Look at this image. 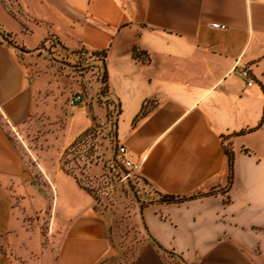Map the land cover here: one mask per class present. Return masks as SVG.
<instances>
[{
	"label": "crops",
	"instance_id": "obj_1",
	"mask_svg": "<svg viewBox=\"0 0 264 264\" xmlns=\"http://www.w3.org/2000/svg\"><path fill=\"white\" fill-rule=\"evenodd\" d=\"M47 43L105 52L107 94ZM110 117L136 175L183 200L110 210L61 168ZM0 264H264V0H0Z\"/></svg>",
	"mask_w": 264,
	"mask_h": 264
},
{
	"label": "rangeland",
	"instance_id": "obj_2",
	"mask_svg": "<svg viewBox=\"0 0 264 264\" xmlns=\"http://www.w3.org/2000/svg\"><path fill=\"white\" fill-rule=\"evenodd\" d=\"M42 48L44 50L41 55L56 64L62 75L78 77L84 93L92 95L98 85L100 89L101 61L97 60L88 50L80 49L67 53L62 48H54L49 43L43 44ZM114 124L113 117L98 122L95 139L98 145L97 151L94 154H87V147L91 142L89 139L80 145V151H72L66 156L68 161L65 164L66 167L71 168L81 184L92 191L97 204L110 208V210L117 207L122 209L128 206L134 207L147 200L160 198L162 193L151 187L149 183H144L137 175L129 177L126 181L120 180L122 168L120 165L116 167L114 162L116 146L113 142ZM19 135L21 137L18 141L23 147L27 141L26 134L21 132ZM92 165H99V167L89 172Z\"/></svg>",
	"mask_w": 264,
	"mask_h": 264
},
{
	"label": "trees",
	"instance_id": "obj_3",
	"mask_svg": "<svg viewBox=\"0 0 264 264\" xmlns=\"http://www.w3.org/2000/svg\"><path fill=\"white\" fill-rule=\"evenodd\" d=\"M75 52V51H74ZM90 54H92L93 56L96 57L97 60L101 61V78L99 80L100 84H101V87L98 91V95L99 96H105L107 94V89H108V84H107V75H106V67H105V52H100V53H96V51H92L90 52ZM132 55H133V58L136 59V60H140L142 62H148L149 61V57H148V54L146 51L140 49V48H137L135 47L133 52H132ZM105 103L108 107V105H110V102L107 100H105ZM118 112V110H117ZM145 110L144 109H141L139 114L137 115L136 117V121L142 117L144 114H145ZM134 124H135V121H134ZM98 127L97 123L95 125H93L92 127H89L88 129H86L84 132H82L64 151L63 155H62V158H61V168L69 173V174H72L74 175V177L77 179V181L79 182L78 184L80 185V187L84 188L85 190H87L88 192L92 193V191L85 187L84 185L81 184V182L79 181V179L77 178V176L74 174V172L72 171L71 168H68L66 167L65 164H67V160H66V156L74 151H80L81 150V146L83 143H86V141H88L89 139L91 140L90 144L88 145L87 147V154L90 155V154H94L95 151H97L96 147L98 146L95 139H96V128ZM114 127H115V124H114ZM114 127H113V133H114ZM114 135V134H113ZM117 146V145H116ZM225 152L228 156V161H229V183H231L232 181V168H233V154H232V151H231V148L229 146H226V149H225ZM114 162H115V166L118 167L119 166V163L116 159V155L114 157ZM142 180V179H141ZM144 183H147L145 180H142ZM184 198H177V197H174V196H167V194H162L160 198L156 199L157 201H160V202H167V203H170V202H176V201H181L183 200ZM142 204V203H141ZM178 262V261H177Z\"/></svg>",
	"mask_w": 264,
	"mask_h": 264
},
{
	"label": "built area",
	"instance_id": "obj_4",
	"mask_svg": "<svg viewBox=\"0 0 264 264\" xmlns=\"http://www.w3.org/2000/svg\"><path fill=\"white\" fill-rule=\"evenodd\" d=\"M212 28H217V29H225L226 25L225 24H220V23H213L211 24ZM240 75H242L246 80H247V85L251 86L254 83V80L252 79L251 72L248 66L246 65H241L238 68ZM83 100L81 95H74L69 103L70 105L77 104ZM117 115V112L115 113V116ZM114 117V116H113ZM115 155L116 159L121 166L120 170V180L121 181H126L129 177L136 175V171L138 168V163H134L131 160V157L128 155L127 149L124 147V145H117L115 146Z\"/></svg>",
	"mask_w": 264,
	"mask_h": 264
},
{
	"label": "water",
	"instance_id": "obj_5",
	"mask_svg": "<svg viewBox=\"0 0 264 264\" xmlns=\"http://www.w3.org/2000/svg\"><path fill=\"white\" fill-rule=\"evenodd\" d=\"M139 210L141 211V207L139 206ZM165 252H166V254H168V255H172V256H176L178 259H180V261L181 262H183V259L180 257V256H178V255H176V254H174V253H171V252H167L166 250H164ZM184 263V262H183Z\"/></svg>",
	"mask_w": 264,
	"mask_h": 264
}]
</instances>
